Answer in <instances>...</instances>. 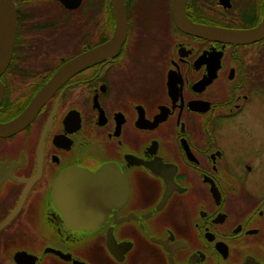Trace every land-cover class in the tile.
<instances>
[{"label": "flooded vegetation", "instance_id": "flooded-vegetation-1", "mask_svg": "<svg viewBox=\"0 0 264 264\" xmlns=\"http://www.w3.org/2000/svg\"><path fill=\"white\" fill-rule=\"evenodd\" d=\"M13 2L0 125L116 29L111 0ZM124 3L117 55L0 136V264H264V0Z\"/></svg>", "mask_w": 264, "mask_h": 264}, {"label": "water", "instance_id": "water-1", "mask_svg": "<svg viewBox=\"0 0 264 264\" xmlns=\"http://www.w3.org/2000/svg\"><path fill=\"white\" fill-rule=\"evenodd\" d=\"M61 1L65 4L67 3V0ZM111 3L116 19L114 37L106 45L85 52L62 67L36 96L23 116L9 124L0 125V136L12 135L28 125L53 93L71 77L96 63L104 60L111 61L117 55L127 34V13L124 0H111ZM16 21L17 13L13 0H0V77L7 69L12 58L16 35ZM217 34V37H219V33ZM218 39L223 40L222 38ZM4 93L5 87L0 82V104ZM96 181L83 172L69 173L60 181L58 191L64 200H69L72 196H74L73 199L78 198L83 200L88 194V187L98 184ZM68 217L76 219V217L81 218L82 215L72 213ZM78 223L82 224L83 222L78 221Z\"/></svg>", "mask_w": 264, "mask_h": 264}]
</instances>
